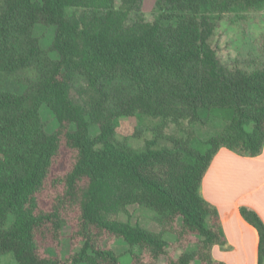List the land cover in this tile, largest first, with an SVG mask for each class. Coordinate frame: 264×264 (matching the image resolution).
<instances>
[{
	"label": "trees",
	"instance_id": "16d2710c",
	"mask_svg": "<svg viewBox=\"0 0 264 264\" xmlns=\"http://www.w3.org/2000/svg\"><path fill=\"white\" fill-rule=\"evenodd\" d=\"M143 5L0 0V264H124L116 239L128 244L129 264H226L213 256L226 238L201 185L220 149H264V36L243 67L224 64L211 39L220 19L243 24L264 0H157L151 16ZM38 25L55 28L48 48ZM11 80L25 89L7 90ZM114 92L124 94L121 109ZM122 116L139 119L137 135L146 118L159 120L143 148L118 138ZM186 123L187 134L166 132ZM197 124L219 129L202 138ZM131 205L153 211L160 229L122 219ZM240 212L264 264V220Z\"/></svg>",
	"mask_w": 264,
	"mask_h": 264
},
{
	"label": "rangeland",
	"instance_id": "374dc122",
	"mask_svg": "<svg viewBox=\"0 0 264 264\" xmlns=\"http://www.w3.org/2000/svg\"><path fill=\"white\" fill-rule=\"evenodd\" d=\"M120 2L121 0H117ZM157 0H147L146 10L148 16H151V12L155 6ZM36 34L41 38V43L44 48H48L52 43L55 36V28L45 25H38L36 28ZM264 36V9L259 11H252L247 15V21L243 24H232L228 17H224L218 21L215 33L211 39L212 45L216 49L217 55L220 60L232 67L241 66L246 64L247 58L254 52L257 56L260 55L258 42L261 37ZM55 56V55H54ZM32 75V74H31ZM5 88L14 92H22L25 89V85L16 80L7 81ZM123 93L114 92V98L112 106L121 109L122 101H124ZM42 115L46 122V128L48 131H54L58 126V120L50 108L44 106L42 108ZM121 123L118 127V138L120 140H126L131 146L135 148H143L146 140L152 138V127L159 122L157 119L151 117L146 118L143 121V128L141 134L137 135L136 127L140 124L139 119L136 116H122L120 118ZM189 124L186 123L182 129H178L174 124H170L166 128L167 133H179L180 135L187 134ZM197 135L202 138H206L217 129V125L209 124L207 126L193 125ZM99 131V126L94 125L91 127V134L96 135ZM161 147L165 146L159 144ZM203 152H206L209 145L198 138V142L194 143ZM122 219H130L132 223H140L142 226L151 230H159L160 226L155 219V213L150 209L138 205L130 206V216L122 214ZM169 241L175 240V235L167 233L166 235ZM108 243V241H106ZM115 250L120 253V260L124 264H129L132 261L131 255L128 253V244L123 239H116L111 243ZM50 250L53 252L54 249ZM71 250V237L70 227L65 226L63 231L61 253L66 256ZM137 250V248H136Z\"/></svg>",
	"mask_w": 264,
	"mask_h": 264
},
{
	"label": "crops",
	"instance_id": "0c3cea01",
	"mask_svg": "<svg viewBox=\"0 0 264 264\" xmlns=\"http://www.w3.org/2000/svg\"><path fill=\"white\" fill-rule=\"evenodd\" d=\"M201 194L217 207L226 238L224 245L213 248L214 258L226 264H258V232L240 209L251 208L264 220V149L258 156L220 149L206 171Z\"/></svg>",
	"mask_w": 264,
	"mask_h": 264
}]
</instances>
